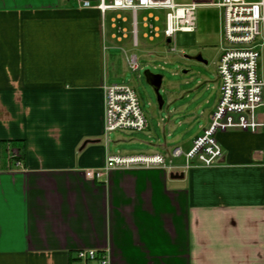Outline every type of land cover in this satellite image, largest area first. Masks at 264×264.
<instances>
[{
	"label": "crops",
	"instance_id": "0c3cea01",
	"mask_svg": "<svg viewBox=\"0 0 264 264\" xmlns=\"http://www.w3.org/2000/svg\"><path fill=\"white\" fill-rule=\"evenodd\" d=\"M108 11L0 0V264H71L87 248L111 264H264V129L220 131L213 166L173 158L220 98L217 68L214 84L189 68L162 107L148 103L145 131L106 133V87L127 84L109 48L130 37L120 12L107 29ZM114 154H162L168 165L87 177Z\"/></svg>",
	"mask_w": 264,
	"mask_h": 264
},
{
	"label": "built area",
	"instance_id": "2783aa9c",
	"mask_svg": "<svg viewBox=\"0 0 264 264\" xmlns=\"http://www.w3.org/2000/svg\"><path fill=\"white\" fill-rule=\"evenodd\" d=\"M82 7L106 10H130L133 13V43L138 44L140 10L164 9L163 30L166 46L176 49L178 32L192 33L197 30L196 11L201 4L219 7L221 13L222 47L217 72L220 80V98L210 123L196 137L192 147L184 152L180 147L172 151V157H185V167L213 166L222 160L224 151L218 133L229 128L251 132L264 129V0H193L179 4L176 0H75ZM153 20V22L151 21ZM159 18L153 14L145 17L149 39L160 37L161 30L155 25ZM124 36L127 29L119 28ZM150 33L152 34L150 36ZM130 70L141 69L138 55L127 54ZM263 64L260 67L259 61ZM149 125L148 117L134 87L126 83H113L106 87L105 131L142 132ZM15 156V155H13ZM20 165V162H18ZM167 160L162 154L110 155L103 168L89 169L90 179H103L114 168L133 166H163ZM71 264H111L107 253L94 249H80Z\"/></svg>",
	"mask_w": 264,
	"mask_h": 264
},
{
	"label": "rangeland",
	"instance_id": "374dc122",
	"mask_svg": "<svg viewBox=\"0 0 264 264\" xmlns=\"http://www.w3.org/2000/svg\"><path fill=\"white\" fill-rule=\"evenodd\" d=\"M193 0H176L179 4L190 3ZM120 12L128 18L127 22L118 21L121 27H128L130 37L123 42L116 40L112 41V47L109 48V67L111 73L116 77L119 76V81H125L134 87L145 104V112H148L149 102L159 105L157 93L154 88L147 82L145 71L150 70L152 73L162 74L164 82L162 84L160 94L162 99H167L169 91H172V84L180 81L185 75L183 69L192 68L197 76L206 75L214 84L215 69L218 66V61L222 47V32H221V9L212 4H201L196 11L197 30L192 33L178 32L176 35V49L170 50L166 46V39L163 34L165 28L166 11L164 9L140 10L138 13L139 34L138 46L133 44V15L129 11H108L106 14L107 29H110L111 17L116 16ZM153 14L159 18V22H155L161 32V37L151 40L146 38V33L150 29L145 27V17ZM153 22V20H151ZM109 32V31H108ZM121 35V33H119ZM152 34L150 33V36ZM111 41V40H110ZM127 54H137L141 58L142 68L139 72H134L128 68ZM201 56L207 63L201 64L197 59L186 58ZM260 67L263 61H259ZM157 66V67H155ZM199 72V73H198Z\"/></svg>",
	"mask_w": 264,
	"mask_h": 264
},
{
	"label": "water",
	"instance_id": "95a60500",
	"mask_svg": "<svg viewBox=\"0 0 264 264\" xmlns=\"http://www.w3.org/2000/svg\"><path fill=\"white\" fill-rule=\"evenodd\" d=\"M186 57L189 58L188 55H186ZM197 59L199 61L206 62L201 56H198ZM145 76H146L147 82L154 88L155 92L157 93V99H158L159 106L162 107L163 106V99H162V96L160 94V90H161V86H162L163 75L152 73L150 70H146Z\"/></svg>",
	"mask_w": 264,
	"mask_h": 264
}]
</instances>
